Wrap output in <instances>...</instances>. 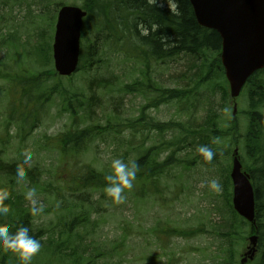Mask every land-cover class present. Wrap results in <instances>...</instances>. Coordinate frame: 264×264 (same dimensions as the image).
<instances>
[{
  "label": "trees",
  "instance_id": "16d2710c",
  "mask_svg": "<svg viewBox=\"0 0 264 264\" xmlns=\"http://www.w3.org/2000/svg\"><path fill=\"white\" fill-rule=\"evenodd\" d=\"M162 1L166 4L164 8L158 5V0H85L82 6L88 12L86 22H93L98 34L92 46L83 47L81 43L77 71L82 72V69H85L90 72L92 66L98 63L93 60L97 57V50L108 41L109 46L120 45V50L126 49L124 53L127 56L131 54L140 64L137 79L131 85H124L122 90L126 93L141 92L152 107L176 102L186 104L194 98L198 90L212 86L214 89L219 88L222 101L227 102L229 100L227 82L219 60L221 51L219 35L196 23L188 0H171V3L168 0ZM9 2L16 3L20 0ZM37 2L45 3L44 10L41 9L42 14L48 13L51 6L57 12L63 3L57 0H34V4ZM84 34L82 31V39ZM98 35L101 36L103 44H100ZM39 49L41 52L44 50L42 46ZM40 55L45 64L52 63L50 56L42 53ZM181 61L186 64L183 75L189 79L187 86L160 88L149 75L150 67L157 63L170 64ZM50 68L32 75L24 72L22 75L15 73L9 76L0 65V80L7 79L5 94L7 102L10 104L15 100L19 102L18 106L11 104L2 123V130L6 134L9 127L14 125L18 139L23 141L25 136L38 126L43 104L56 98L61 99L62 111L70 120L69 126L51 139V149L56 151L61 161L76 163L97 138L104 139L108 136L116 138L127 131L128 141L131 142L135 141L138 133L146 131L147 136L150 132L158 133L162 141L156 145L149 148H144L141 143L133 145L135 150L140 148L143 152L134 160L138 164L134 185L140 188V191L133 196L143 200L150 198L153 202H158L159 198L163 197L159 184L165 179L168 169L173 164L180 162L184 170H191L195 164L204 166L219 164L224 157L230 156L232 150L239 146L240 140H243L242 149L249 155V164L245 165L242 161L241 163L250 176L254 190L260 253L251 264H264V123H261L264 117V67L247 80L244 88L247 89L249 106L245 112L247 128L243 135L239 134L235 119L228 122L230 126L227 129L220 128L217 122L218 114L210 109L203 122L196 128L188 127L186 122L160 123L144 117L137 123H117V115L112 117L113 121L110 120L105 125L88 122L101 100L96 96L97 88L99 85L110 83L111 80L92 81L87 85L90 94L85 99L82 94L65 89L62 85L64 78L57 77L52 67ZM27 103L32 104V109H27ZM176 126L188 130L187 141L192 145V152L187 155L189 159L186 161H184L186 157L176 158L180 151L175 150L174 143L166 141L162 133ZM179 142L184 152L186 140ZM6 144L7 142L3 141V145ZM199 145H208L216 153L211 162L205 161L197 151ZM164 151H167L168 155L161 160L160 156ZM18 164L20 163L0 162V188H6L9 193L8 200L5 201L9 212L0 216V224L7 226L10 231L26 225L30 234L41 240V250L32 258L31 264H124L128 256L130 227H123L117 241H113L110 247L88 237L93 228L98 227V218L105 213L101 200L107 195L104 191L107 183L104 177L107 172L98 171L89 163H81V167L71 170L68 182L57 188L51 186V197L61 203L57 208L51 207V212L56 214V223L51 224V228H45L33 226L34 218L40 213L33 216L31 207H25L22 197L16 194ZM228 173L229 166L224 168L221 183L228 197L227 216L219 224H210L209 240L212 245L214 242L217 243L214 245L215 249H203L208 253L214 250L216 262L212 264H235L237 255L235 247L241 246L244 242L249 228V225L232 210L231 192L226 193L227 187H231ZM35 175L30 172L29 182L40 188ZM43 191L46 192L45 189ZM131 191L132 189H125L124 193L128 194ZM153 232L161 255L160 258L147 260L150 264H173L169 260L171 255H167L169 241L172 238L190 240L207 233L202 226L177 228L166 225L155 227ZM162 257L166 258L165 262L161 261ZM18 260L21 264L15 253L0 247V264H13Z\"/></svg>",
  "mask_w": 264,
  "mask_h": 264
},
{
  "label": "rangeland",
  "instance_id": "374dc122",
  "mask_svg": "<svg viewBox=\"0 0 264 264\" xmlns=\"http://www.w3.org/2000/svg\"><path fill=\"white\" fill-rule=\"evenodd\" d=\"M57 1L75 6H82L85 2V0ZM44 5L45 3L39 2L34 4V0H20L16 3L0 0V33L4 37L12 36L8 39L12 40L10 48L0 45V64L9 73V76H13L15 73L22 75L24 72L32 75L35 72H45L53 67V62L45 64L40 59L41 53L51 57L49 46L51 48L56 18L52 17L54 15L52 7L48 13H41ZM158 5L164 8L166 4L162 0H158ZM83 34L81 40L83 47L92 46V42L98 34L94 29L93 22L85 23ZM98 37H100V44H103L101 36L98 35ZM41 46L44 49L43 52L39 49ZM124 51L126 49L120 50V45L109 46L107 41V44L101 45L97 50V57L93 60L98 63L92 66L90 72L82 69L83 73L76 72L71 77L62 80L65 89L72 93L82 94L85 99L90 94L87 85L92 81L111 80L110 83L99 85L97 88L96 96L101 100L95 109V114L88 122L105 125L108 121H113L112 117L117 115V123H137L141 117H144L160 123L186 122L188 127L196 128L203 122L210 109L218 114L217 122L220 128L227 129L230 126L228 122L235 119L239 134H245L247 128L245 112L249 106L247 89H243L241 95L236 99L234 117L231 115L233 103H230V99L227 102L222 101L219 88L214 89V86L198 90L194 94V98L186 104L176 102L152 107L141 92L126 93L122 90L124 85H131L140 72L139 62L131 54L127 56ZM185 70L184 61L170 64L157 63L150 67L149 75L160 88L184 87L189 84V79L184 78L183 75ZM6 81L7 79L0 80V162L22 163L26 158L25 153H27L30 165L25 167L23 179L15 183V191L22 197L25 207H32V204L25 199L24 194L29 188H35V199L38 205H43V211L33 220L35 227L51 228V224L56 223V214L51 212V207L57 208L61 202L55 201L51 197V186L57 188L63 185L62 183L68 182L69 174L73 168L81 167V163H89L96 170L109 173L113 158H121L125 162L134 161L143 154L140 148L135 150L136 145L141 143L144 148H149L162 141V137L158 133L150 132L147 136L145 131L138 133L135 141L129 142L126 131L120 134L121 138L118 136L116 138L113 136L104 139L97 138L76 163L67 160L61 161L56 151L51 149V139L63 132L70 124L69 117L62 111L61 99L56 98L52 101L50 99L43 104L38 126L32 129L23 141H20L14 125L9 127L7 134L2 130V123L11 108V104L7 102L5 96ZM226 90L228 93V86H226ZM143 107L145 108L141 111ZM27 109H32L31 103H27ZM162 133L166 141H172L175 150L180 151L176 154V158L186 157L184 161L188 160L187 155L192 152V145L190 141H187L189 136L187 128L176 126L170 131ZM184 139L186 148L182 152L183 148L179 145L181 144L179 141ZM3 141L7 144L3 145ZM242 146L243 140H240L239 146H237L239 156L241 161L247 165L249 164V155L242 149ZM167 155L168 152L164 151L160 159L163 160ZM230 164L231 158L228 156L224 157L219 164L211 166L195 164L191 170L186 169V171L180 162H176L168 169L165 179L159 184L160 193L163 194L165 200L160 197L158 202H153V199L150 198L143 200L134 197V193L140 191L136 185H133L130 193L123 194L126 197L123 202L117 203L106 195L101 200L105 213L101 218H98V227L93 228L88 237L110 247L113 241H117L121 229L128 226L131 229L127 250L128 260L125 259L124 264H150L147 260L160 258L161 255L157 248L156 235L153 232L155 227L166 225V227L196 228L202 226L207 233H203L201 236L190 240L172 238L169 241L170 247L167 255H171L173 260L170 257L169 260L173 264L215 263L214 250L208 253L203 249H215L214 245L217 243L211 244L212 242L209 240L211 236L208 232L210 224H219L227 216L226 201H228V197L223 186L217 192L211 190L207 182L217 178L222 183L224 168L228 166L230 168ZM30 172L36 174L35 180L40 188L29 182ZM229 192H231V187L226 189V193ZM44 240L45 238H43ZM245 246L246 243L243 242L241 246L235 247L237 250L235 264H238V257L244 251ZM161 261L165 262L166 258L162 257ZM13 264H19V260Z\"/></svg>",
  "mask_w": 264,
  "mask_h": 264
},
{
  "label": "water",
  "instance_id": "95a60500",
  "mask_svg": "<svg viewBox=\"0 0 264 264\" xmlns=\"http://www.w3.org/2000/svg\"><path fill=\"white\" fill-rule=\"evenodd\" d=\"M189 3L196 23L215 31L220 37V60L230 97L234 100L247 79L264 67V0H189ZM85 16V12L75 7H62L58 12L52 51L54 68L61 76H68L76 70L80 30ZM230 179L233 208L254 232V192L249 176L242 172L236 149ZM256 252L257 236L251 235L240 264L252 261Z\"/></svg>",
  "mask_w": 264,
  "mask_h": 264
},
{
  "label": "clouds",
  "instance_id": "9594fccd",
  "mask_svg": "<svg viewBox=\"0 0 264 264\" xmlns=\"http://www.w3.org/2000/svg\"><path fill=\"white\" fill-rule=\"evenodd\" d=\"M168 2L171 3V0H168ZM225 111H228V109H225ZM261 123H264V117H262ZM197 151L207 162H211L216 156V153L208 145H199ZM25 156L26 158L16 168L18 181L25 176V167L30 165V159L27 158V153H25ZM137 170L138 164L135 161L125 162L121 158H113L110 164V171L104 177L107 182L104 189L107 196L111 197L117 203L123 202L126 198L123 193L125 189L131 190L133 188V182L137 177ZM207 183L211 190L219 192L222 188L217 178H213ZM24 196L32 204L31 214L33 216L43 211V205H38L35 199V188H29ZM8 197V190L6 188H0V216H4L9 212V207L5 203ZM0 247L15 253L20 259L21 264H31L32 258L40 252L42 244L40 239L30 234L29 227L26 225H21L15 231H10L7 226L0 224Z\"/></svg>",
  "mask_w": 264,
  "mask_h": 264
}]
</instances>
